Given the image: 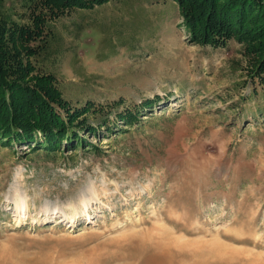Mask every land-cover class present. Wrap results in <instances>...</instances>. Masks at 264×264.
Wrapping results in <instances>:
<instances>
[{"label":"rangeland","instance_id":"rangeland-1","mask_svg":"<svg viewBox=\"0 0 264 264\" xmlns=\"http://www.w3.org/2000/svg\"><path fill=\"white\" fill-rule=\"evenodd\" d=\"M25 3L0 13L24 23ZM50 25L31 60L95 130L51 150L0 140V264H264L257 53L195 42L175 0H109Z\"/></svg>","mask_w":264,"mask_h":264},{"label":"trees","instance_id":"trees-1","mask_svg":"<svg viewBox=\"0 0 264 264\" xmlns=\"http://www.w3.org/2000/svg\"><path fill=\"white\" fill-rule=\"evenodd\" d=\"M107 1L25 0L30 16L20 24L0 13V140H7V144L36 141L34 150H51L65 139L81 146L78 130H95L87 123V117L82 116L88 108L81 112L72 110L56 84L55 75L37 71L31 57L51 41L50 23L54 19L74 9H92ZM175 2L183 25L195 42L220 46L236 39L245 46L247 54L257 53L253 71L264 82V20L254 21L258 16L264 18V0ZM125 118L130 122L136 116L128 111ZM39 136L43 141L38 140Z\"/></svg>","mask_w":264,"mask_h":264},{"label":"bare ground","instance_id":"bare-ground-1","mask_svg":"<svg viewBox=\"0 0 264 264\" xmlns=\"http://www.w3.org/2000/svg\"><path fill=\"white\" fill-rule=\"evenodd\" d=\"M19 205H20V204L17 203V208H19Z\"/></svg>","mask_w":264,"mask_h":264}]
</instances>
